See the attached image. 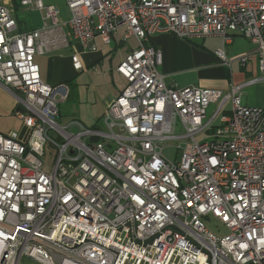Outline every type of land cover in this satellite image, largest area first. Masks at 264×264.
Returning <instances> with one entry per match:
<instances>
[{
    "label": "built area",
    "instance_id": "2783aa9c",
    "mask_svg": "<svg viewBox=\"0 0 264 264\" xmlns=\"http://www.w3.org/2000/svg\"><path fill=\"white\" fill-rule=\"evenodd\" d=\"M21 0L43 22L20 31L0 0V81L29 132H0V264H264V107L244 102L264 82V0ZM135 38L118 66L127 84L102 126L58 123L63 84L41 76L38 55L72 48L76 70L96 38ZM156 32L240 35L263 75L228 88L168 86ZM232 66L225 47L216 51ZM215 104L212 113L209 107ZM179 126L181 129L179 130ZM78 128L76 131L74 128ZM178 141L177 160L164 145Z\"/></svg>",
    "mask_w": 264,
    "mask_h": 264
},
{
    "label": "crops",
    "instance_id": "0c3cea01",
    "mask_svg": "<svg viewBox=\"0 0 264 264\" xmlns=\"http://www.w3.org/2000/svg\"><path fill=\"white\" fill-rule=\"evenodd\" d=\"M9 1H11L14 8L16 9V5L18 3L17 0ZM47 4L57 5L55 3ZM62 13L63 16L66 18L67 12L65 13L62 11ZM42 22L43 14L41 18L37 19L35 24L31 25L23 24L18 20V23H20V27L22 26L23 31L36 28L40 26ZM124 32L125 28H120L118 30V33L115 35L112 42L110 43H105L102 41L101 38L97 37L96 44L98 50L96 52H82L80 54V58L83 63V69L81 70H76L73 66L71 53H73L75 50L80 49L79 46H76L75 41L73 39L72 48H66L53 52L51 54H47L46 66L44 65V75L43 55L36 56V60L41 68L42 78H44V81H46L47 83L54 85L63 84L67 87L66 83L71 81L76 73L86 70L91 65L95 66L98 62L104 60L108 51L112 49L117 50L125 48L127 43L129 42L123 40ZM219 37L220 36H208L204 38H195L190 40L180 38L170 32H156L155 34H153L150 38L149 44L162 50L163 64L159 66V70L163 75L165 83L168 86L185 87L189 85H201L206 87H218L226 89L229 87L231 82L242 83L249 81L244 79L245 77L251 74V71H246L245 69L247 65L243 67L241 63L237 60V58L241 54L249 52L250 46L244 45L242 43L237 44L235 36L230 43L224 45L223 41L221 45L219 44L214 47L211 44V41L214 38ZM127 47L128 50L126 49L125 51H123L116 68H118L125 56L132 49H135L137 47V41L134 46L128 45ZM223 47H225L227 56H229L230 60H232V66L225 64L221 59L218 58L216 54V51ZM236 64H240L237 67L241 69L242 73H233L234 66ZM213 69H220L221 72L218 74L211 73ZM123 79L125 80V84L120 89L118 95L127 84L125 77H123ZM244 94L246 95L248 94V92L245 91ZM69 95L70 92L68 93V97ZM115 98H111L105 102L106 107L104 111H106L108 104ZM243 100L248 105L261 106L257 102L250 101L249 98H245V96H243ZM17 106L18 102L16 100V97L12 93H10L5 87L4 83L0 81V132L8 134L11 131H18L20 138H26L29 132L28 128L25 127L22 121L13 113Z\"/></svg>",
    "mask_w": 264,
    "mask_h": 264
},
{
    "label": "rangeland",
    "instance_id": "374dc122",
    "mask_svg": "<svg viewBox=\"0 0 264 264\" xmlns=\"http://www.w3.org/2000/svg\"><path fill=\"white\" fill-rule=\"evenodd\" d=\"M17 2L15 15L21 23L27 25L35 24L37 19L41 18L43 12L22 5L21 0H17ZM44 2L55 3L60 6L63 12H67V16L70 14L65 0H44ZM128 42L129 43H127L126 47L123 49H112L108 51L104 60L98 62L95 66L91 65L86 70L76 73L72 80L66 83L70 95L68 99L59 103L60 116L57 119L59 124L66 125L72 119H77L89 127L103 125L104 110L106 107L105 102L111 98H115L125 84V80L118 73L116 67L123 51L126 49L128 50V45L134 46L136 44V39L130 38ZM222 43V37L214 38L211 41L214 47ZM236 43L250 46L249 51L255 49V46L248 39L240 35L236 36ZM46 58L47 55H43V75L44 65L46 66ZM239 65L240 64H236L234 66V74L242 73L241 69L237 67ZM245 70L248 72L251 71V74L245 77L244 80H250L263 75L256 56L252 62H248ZM220 72V69H213L211 73L218 74ZM244 91L248 92V94H244L245 98H249L250 101H255L259 105L264 106L263 81L256 82L246 87ZM214 106L215 104H212L209 107V115L212 113ZM77 129V127L74 128L75 131ZM180 129L181 127L179 126V130ZM177 143L178 141H170L164 145L163 153L167 158L177 160L180 157V151L176 147ZM22 262L24 264H39L27 257H24Z\"/></svg>",
    "mask_w": 264,
    "mask_h": 264
},
{
    "label": "trees",
    "instance_id": "16d2710c",
    "mask_svg": "<svg viewBox=\"0 0 264 264\" xmlns=\"http://www.w3.org/2000/svg\"><path fill=\"white\" fill-rule=\"evenodd\" d=\"M19 29H20V31H23V30H22V29H23L22 26L20 27V23H19ZM30 30H31V29H30Z\"/></svg>",
    "mask_w": 264,
    "mask_h": 264
}]
</instances>
